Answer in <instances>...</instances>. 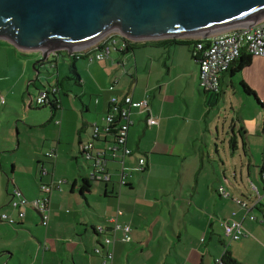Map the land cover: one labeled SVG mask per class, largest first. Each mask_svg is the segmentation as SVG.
I'll return each mask as SVG.
<instances>
[{"label": "crops", "instance_id": "crops-1", "mask_svg": "<svg viewBox=\"0 0 264 264\" xmlns=\"http://www.w3.org/2000/svg\"><path fill=\"white\" fill-rule=\"evenodd\" d=\"M214 35L208 38L212 40ZM169 40H155L160 45L148 44L134 52L119 50L102 62L90 60L99 51L91 48L87 57L76 61L80 84L64 81L70 75L72 59L70 64L61 56L62 51L50 57L52 64L41 82L33 83L35 74L30 73L33 64L35 66L41 59V53L34 51H29L34 56L25 57L18 73L10 69L1 79L4 87L1 94L7 102L2 105L0 100V215L7 213L19 219V211L10 206L13 189L19 188L32 201L42 196L43 185L56 188L50 196V220L45 230L29 229L39 225L38 217L41 219V216L26 208H22L26 217L19 220L17 227L0 221V264L16 261L17 245L9 241L17 242L20 233L28 234L30 256L27 264H102L101 257L94 254L103 244L95 229L112 226L118 210L123 213L119 217L120 224H129L133 229V241L115 244L113 264H217L226 253V243L230 245L229 257L237 264H264V225L243 219V212L234 202L239 195L229 193L227 199L220 196L218 189L222 184L214 183L206 172L207 160L213 164L206 144L214 124V119H209L213 108H218L221 99H226L225 86L237 94L244 82L260 95L264 86V58L254 57L251 66L238 74L233 73L235 66H232L221 75L222 89L216 96L201 90L200 63L191 49L168 44ZM179 47H186L187 51ZM10 50L18 57L17 49ZM16 59L20 65L21 60ZM116 81L118 84L111 91ZM32 86L36 97L46 88H57L61 109L55 114L52 109L50 113L45 112L42 120H39V113L31 110V114L26 115L24 112V124L17 122V138L9 129L11 117L7 116L15 108L8 106V101L16 100L24 108ZM126 96H131L135 102L147 100L153 116L158 119V126H148L149 113L133 107L131 120L134 124L128 138V148L133 154L125 159L119 156L114 161L109 160L106 167L111 176L109 183L92 181L89 179L91 166L83 158L82 146L93 140L97 126L99 138L95 140L94 149L109 153L115 142L105 132L110 101ZM242 98L254 106L250 99L243 95ZM33 105L32 98L29 106ZM231 110L235 113L233 105ZM260 115L258 113V117ZM257 127L263 132L260 144L264 149V121L253 123L245 120L242 111L236 112V118L231 121V138L236 142V150L240 148L239 140L245 139L250 145L253 133H259ZM37 129L44 130L40 144V139L36 141L32 136ZM243 149L247 158L249 149L244 146ZM51 152H55L52 159L47 156ZM27 159H31L29 167H26ZM141 159L146 160V170L136 172ZM121 162L129 173L125 187H121V175H118ZM252 166L259 170L256 180L251 178ZM263 169L264 151L261 165L257 160L253 165L251 160L248 167L250 183L260 189L264 187ZM20 173L23 182L17 177ZM234 178L238 181L237 171ZM85 182L89 184L87 189ZM172 185L176 186L171 188ZM245 196L250 195L244 194L241 199ZM236 210L245 236L234 245L226 238L219 220L227 219ZM254 213L261 216L259 211ZM18 250L24 252L22 244ZM246 251L256 255L251 257L252 262H240L239 257H245Z\"/></svg>", "mask_w": 264, "mask_h": 264}, {"label": "water", "instance_id": "water-1", "mask_svg": "<svg viewBox=\"0 0 264 264\" xmlns=\"http://www.w3.org/2000/svg\"><path fill=\"white\" fill-rule=\"evenodd\" d=\"M260 19L264 0H0V40L41 53L37 83L51 56L73 55L110 31L141 43L205 39Z\"/></svg>", "mask_w": 264, "mask_h": 264}, {"label": "built area", "instance_id": "built-area-1", "mask_svg": "<svg viewBox=\"0 0 264 264\" xmlns=\"http://www.w3.org/2000/svg\"><path fill=\"white\" fill-rule=\"evenodd\" d=\"M106 36V35H105ZM98 43L83 47L79 52L76 53H88L91 48L99 49L96 55L90 57V60L95 62H102L111 56L113 49L115 51H122L127 48L125 42H119L114 40L115 36L109 35ZM124 37V36H122ZM126 38V37H125ZM127 39V38H126ZM128 40V39H127ZM111 41V42H109ZM132 41V40H129ZM107 42V43H106ZM196 55H200V74L199 83L202 91L207 93L218 94L221 89L220 77L222 74L229 71L234 62L241 57L243 51H246L248 55L253 57L264 58V19H260L256 24L252 26H239L234 29H230L226 32L215 34L212 40V44L204 47L199 44L196 49ZM75 54V53H74ZM118 84V81L110 88L114 90V86ZM58 92L57 88L44 89L40 92L37 97L36 104L38 107L47 105L51 102L52 96ZM2 97L1 104L4 105L5 101ZM111 111L108 116H106V131L108 134L109 129L113 126L114 122L118 120L117 124V138L110 148L109 153L101 150L95 151V140L99 138L98 131L99 128L95 126L93 140L91 139L88 143L82 146V155L86 162L90 163L91 174L89 179L92 181H98L102 183H109L111 181L110 174L106 172L107 163L109 160H116L119 156L122 159L131 156L133 153L128 148V138L129 132L133 126V121L131 120V109L133 107H138V109L143 110V112L149 113L147 119L148 126L156 127L158 126L157 117L153 116L151 108L149 107L148 101L143 100L141 102H135L131 96H126L123 98L114 97L110 101ZM55 152L48 154V158L52 159ZM122 163V168L120 170V185L125 187L128 185L126 181L129 177L128 169L124 167ZM136 172H145L146 170V160H139L138 167H136ZM262 179L264 181V172L262 174ZM60 185L63 181L59 182ZM264 183V182H263ZM55 186H45L41 187L42 196L34 201H30L19 188L13 189L11 194L10 206L14 210H18V218L3 214L0 215V221H6L10 225H15L19 223V220H24L26 217V212L22 210L25 206L31 207L38 213L42 218L41 224L47 228L50 215H49V205L50 196ZM251 191L253 195L247 197L246 199H234L236 206L243 212V219L248 218L251 221L264 225V187L261 190L257 185L251 184ZM220 196L224 198H229L230 194L227 190L220 186L218 189ZM259 211L261 213L260 217H257L254 212ZM123 213L118 210L116 217L112 220V226L104 229V227H98L96 229L97 234L104 237L102 246L105 251L98 247L94 254L100 256L102 259V264H113L114 258V246L117 242L122 244H129L133 241V229L129 224H120L119 217H122ZM221 227L225 233L226 238L230 243L242 241L245 236V231L243 228V222L238 217V210L232 211L230 216L226 219H220ZM118 234L120 236H118ZM107 249V250H106ZM217 264H224L221 259L216 261Z\"/></svg>", "mask_w": 264, "mask_h": 264}, {"label": "rangeland", "instance_id": "rangeland-1", "mask_svg": "<svg viewBox=\"0 0 264 264\" xmlns=\"http://www.w3.org/2000/svg\"><path fill=\"white\" fill-rule=\"evenodd\" d=\"M105 35H104L105 38L108 37L109 35H111V36H117V40L119 42L123 41L122 38H120L122 35H120L119 32H117V31L116 32L110 31V32L106 33ZM104 36H103V38H104ZM101 40H99V42ZM13 47L18 50V54H16L18 57L15 56V54H14L15 52L10 50V49H14ZM13 47L8 42H5L4 40H0V81L2 78H4L6 73L7 74L9 73L10 69L15 71V73H18L19 68H21V65L24 64V60L27 59L25 57L34 56L32 52L23 53L18 48H16L15 46H13ZM179 48H182L183 50L187 51L186 47H179ZM115 52L116 51L113 49L112 54H115ZM61 56H64L65 59L68 62H70V64H71V57L67 56L65 51L61 52ZM61 56H60V58H61V60H63V57H61ZM16 58H19V60H21L20 65L18 64ZM31 70L32 71L30 73L36 74V69L34 68V64L31 68ZM1 89H4V87H3V84L0 83V98L4 97L3 98L4 101L7 102L6 97L2 96V94H1ZM225 89H227L226 99L225 100L221 99L222 101L220 102V105H218V108H216V109L213 108V111L211 112V115H210L211 117L209 118L210 120L214 119V124H213V127L211 129L212 134L210 136H208L206 144L209 148L208 153H209V156L212 157L213 164L207 160L208 165H207V171L206 172L208 173V176H212V180L214 183H216L218 185L222 184L228 193L238 194L239 197L241 198L242 196H244V194L245 195L249 194L250 196L253 195V193L251 191V183H250L251 179L249 178L248 167L250 166L251 160H252L253 165H254V160H257L259 165H261V163L263 162V151H264V149L262 148V144H260L261 142H263L261 139L263 132L261 129H259L257 127L256 131L257 132L259 131L260 134L259 133H253L255 135L249 139L250 145H248V143H247L249 150H248V157L246 158V157H244V152H243L244 149H243V141L242 140H239L240 148L238 150L231 148L230 139H231V135H233L232 134L233 131L231 130V121L236 118V112L238 114L239 111H242V113L244 114L245 120L252 121L253 123H255L256 121H259V123H263V121H264V108L260 105V103L258 102V100L256 99L255 96H246V94L243 91L244 89L242 87H241L240 93L238 92L237 94H235L234 91L229 86H225L224 90ZM30 92L31 93L27 94L28 99L26 101V106L24 108L22 105H20V103L19 104L16 103V100L8 101V106L14 105L12 107L15 108L14 110H10L9 111L10 113L7 116L9 118L11 117V119L9 120V126H10L9 129L14 135H16L17 138H19V136H18V134H19L18 129L19 128L17 127V122L24 124V119H23L24 112L27 113L26 115L31 114L30 113L31 110H32V112L39 113L38 114V115H40L39 120H42V118H41L42 114H44L45 112H48V113L51 112V108L48 106L43 107V108L37 106L36 100H35V99H37V97H36L37 95H36V92H35L33 86L30 87ZM241 93L245 98L250 99V101L254 105L253 107L251 105H248L247 102L244 101V98H242ZM210 95H212V94H210ZM257 96L260 99V101L264 104V86L261 88L260 95L258 94ZM32 98L34 100V105L32 107H30L29 103H30V99H32ZM214 98H216V97L214 96ZM231 105L234 106L235 113L231 110ZM258 113L261 114L259 117H258ZM12 117H14V119H12ZM215 117H216V120H215ZM43 135H44V130L37 129L32 136H34L35 140L40 139V141H38V144H40L41 139L43 138ZM34 144H32L31 146H34ZM250 149H251V151H250ZM21 154H22V156H24V147L21 148ZM28 154L30 156L29 150H28ZM30 160L31 159H27V166L26 167L30 166ZM48 160L49 159H47V161ZM38 167L40 168V165ZM120 170H121V168H119V170H118V175H120ZM250 170L252 173H254L251 178L253 180H256L255 174L258 175V172H259L258 168H255L254 166H252L250 168ZM235 171H237L238 181L235 180V178H234V172ZM26 172H27V170H26ZM206 172H204V173L206 174ZM28 174L29 173L27 172V174H26L27 178L29 176ZM17 177L21 182H23V178H22L21 173L18 174ZM178 179L179 178L177 177L176 181H178ZM173 186H176V185H172L171 188H173ZM257 187H259V186H257ZM35 189H37L36 185H35ZM245 197H244V199H245ZM34 200H36V199H34ZM34 200H32V201H34ZM25 208L29 209V211H33L32 213L34 215H36V213L34 212V209L29 207V205L25 206ZM4 214L9 215L7 213H4ZM38 219H39L38 220L39 225H37V226L34 225L32 228L28 227L30 230L34 229L35 232L37 231V228H39L40 230H45L44 229L45 227L41 224L42 218L40 219L38 217ZM3 223H5L9 226H13V227H17L19 225V223L15 224V225H10L6 221H3ZM20 234L21 235H19V237L17 238V242L9 241V244H13L14 246L17 245L16 251H18V254L15 258L16 261H14V262L11 261L10 264H23V262H24V264L29 263L28 258L30 255L27 252V250L30 249V247L27 243L28 234H26V233H20ZM1 238L2 237H0V239ZM103 238L104 237H102V240H103ZM238 242H240V241L234 242V245H236V243H238ZM21 244H22V247L24 248L23 253L20 252V250H18V248L20 247ZM228 246H230V245L226 243L227 250L229 249ZM100 248H102L105 251L103 246H101ZM244 255H245V257H239L240 262H252L251 257L252 258L256 257L255 254L251 255V253H249L248 251H246L244 253ZM4 257H8V256H4ZM21 261H22V263H21Z\"/></svg>", "mask_w": 264, "mask_h": 264}, {"label": "trees", "instance_id": "trees-1", "mask_svg": "<svg viewBox=\"0 0 264 264\" xmlns=\"http://www.w3.org/2000/svg\"><path fill=\"white\" fill-rule=\"evenodd\" d=\"M120 38H122L123 42H125L127 44V48L125 50H122V52H125V53L134 52L136 49L145 47L148 44L160 45V42L151 41V42H143V43H141V42H136V41H133V40L129 41V39L127 40L125 37H122V36ZM114 40H117V36H115ZM212 40H210L209 38H205V39H201L200 38V39H193V40H186V39L171 40L170 39L168 44L171 43V45L186 46L187 48L191 49V53L193 54V57L197 61H199L200 55H196V52H197L196 49H197L198 45L201 44L204 47H206L209 44H212ZM109 42H111V41H109ZM102 46L103 45L99 46V49H101ZM57 54H60V52H57ZM87 55H88L87 53L86 54L85 53H83V54L75 53V54L71 55L72 66H71V70H70V75L64 79L65 82L68 81V80H72V81H75L76 83H79V84L81 83V77L79 75V72L77 71L78 68L76 66V61L78 60V58L82 59L84 57H87ZM253 58L254 57L251 56V55H248L246 53V51H243L242 54H241V57L238 60H236L234 62V64L232 65V66H235L234 67L235 69L232 70L233 73L238 74V73L242 72L243 69L250 67L251 64H252ZM49 62H50V60H49ZM42 65H43V63H39L37 65V68H41ZM60 84H61V82H60ZM241 86L244 89L243 91L246 94V96H255L256 99L258 100V102L260 103V105L264 108V104L260 101L258 96L252 91V89L249 86L245 85L244 82L241 83ZM221 89H220V91H221ZM220 91H219L218 94H215V93H213V94H215L216 96H219L220 95ZM60 100H61V95L57 92L56 94H54L52 96L51 102L49 104L41 106V107L43 108V107L48 106V107H50L53 110V113L55 114L56 112H58L61 109ZM117 124H118V120H116L114 122L113 126H111V128L109 129L108 134H107V135L112 136L115 140L117 138V132H118L117 131ZM242 137L244 138V136H242ZM96 140H98V139H96ZM242 141H243V146L245 148H248V145H247L245 139L242 140ZM230 145H231V148L235 149L236 142L233 140V138L230 139ZM263 172H264V169L262 170V174H263ZM84 187L87 189L89 187V184L86 183L84 185ZM85 188H84V191H85ZM95 232L97 234L96 229H95ZM229 256H230V254L226 251V253H224V256L221 257V260L223 261V263L224 264H237V262L232 260Z\"/></svg>", "mask_w": 264, "mask_h": 264}]
</instances>
